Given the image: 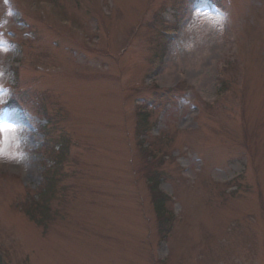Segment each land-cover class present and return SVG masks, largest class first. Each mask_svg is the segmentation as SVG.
Here are the masks:
<instances>
[{
	"label": "rangeland",
	"instance_id": "374dc122",
	"mask_svg": "<svg viewBox=\"0 0 264 264\" xmlns=\"http://www.w3.org/2000/svg\"><path fill=\"white\" fill-rule=\"evenodd\" d=\"M36 1L0 0V126L16 127L7 143L0 132L1 263L264 264V0H59L63 12L49 13L31 11ZM62 13L87 36L99 29L101 45L75 43ZM166 27L178 30L171 41ZM21 60L28 107L10 110ZM218 93L225 101L200 108ZM45 179L50 213L38 225L20 203ZM153 181L177 198L167 235Z\"/></svg>",
	"mask_w": 264,
	"mask_h": 264
},
{
	"label": "trees",
	"instance_id": "16d2710c",
	"mask_svg": "<svg viewBox=\"0 0 264 264\" xmlns=\"http://www.w3.org/2000/svg\"><path fill=\"white\" fill-rule=\"evenodd\" d=\"M143 117H146V116H143ZM152 185H153V193L155 194L153 197L154 208H155L156 213L158 214L159 221L162 224V226L160 227L161 232L164 235H167L169 227L171 226V220H172V217L165 216L166 215L165 212L167 211L166 208H167L168 199L161 196V194L157 193L159 182L153 181ZM47 204L48 202L47 200H45V202L40 203L38 207L36 208L37 211L36 213H34L35 215L32 218L38 224H42V222L45 221V219L49 218L50 209ZM36 216L38 217V219H36Z\"/></svg>",
	"mask_w": 264,
	"mask_h": 264
},
{
	"label": "snow or ice",
	"instance_id": "6c2138e0",
	"mask_svg": "<svg viewBox=\"0 0 264 264\" xmlns=\"http://www.w3.org/2000/svg\"><path fill=\"white\" fill-rule=\"evenodd\" d=\"M0 132L4 133L5 143H7L9 134H13V138H15L14 134L16 132V127H15V125H13L11 123H6L3 126H0Z\"/></svg>",
	"mask_w": 264,
	"mask_h": 264
},
{
	"label": "bare ground",
	"instance_id": "6f19581e",
	"mask_svg": "<svg viewBox=\"0 0 264 264\" xmlns=\"http://www.w3.org/2000/svg\"><path fill=\"white\" fill-rule=\"evenodd\" d=\"M210 22L214 23V21H213V20H211ZM211 28H212V27H211ZM209 30L211 31V29H209ZM165 73L167 74L168 72H165ZM170 75H172V74H170ZM170 75H169V76H170Z\"/></svg>",
	"mask_w": 264,
	"mask_h": 264
}]
</instances>
